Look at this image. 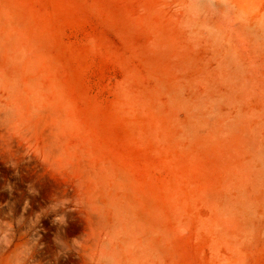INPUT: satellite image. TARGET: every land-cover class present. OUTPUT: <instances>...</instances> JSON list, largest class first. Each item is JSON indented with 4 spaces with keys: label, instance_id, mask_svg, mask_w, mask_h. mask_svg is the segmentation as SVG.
<instances>
[{
    "label": "rangeland",
    "instance_id": "374dc122",
    "mask_svg": "<svg viewBox=\"0 0 264 264\" xmlns=\"http://www.w3.org/2000/svg\"><path fill=\"white\" fill-rule=\"evenodd\" d=\"M173 3L0 0V218L38 217L32 264L105 237L117 264H264V0L199 50Z\"/></svg>",
    "mask_w": 264,
    "mask_h": 264
},
{
    "label": "clouds",
    "instance_id": "9594fccd",
    "mask_svg": "<svg viewBox=\"0 0 264 264\" xmlns=\"http://www.w3.org/2000/svg\"><path fill=\"white\" fill-rule=\"evenodd\" d=\"M172 13L177 30L183 35L186 45L193 50H199L204 46L210 48L222 46L226 42L227 23L246 16L245 11L239 9L234 0H174ZM69 203L73 202L58 200L53 207H63ZM74 203L76 207H84L97 215L80 196ZM37 220L38 217L30 222L21 234L22 238L17 241L16 229L23 226L24 218L22 216L15 220L0 218V264H32L33 253L39 244V237L33 231ZM57 221L63 223L64 217H57ZM72 247L85 251L89 264H117L107 237L93 249L96 255L91 258L88 238L73 241Z\"/></svg>",
    "mask_w": 264,
    "mask_h": 264
}]
</instances>
